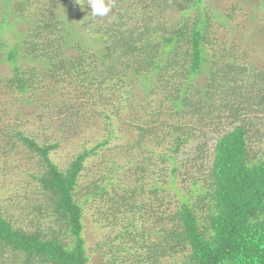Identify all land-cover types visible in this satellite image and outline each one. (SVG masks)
I'll return each mask as SVG.
<instances>
[{
    "label": "trees",
    "instance_id": "obj_1",
    "mask_svg": "<svg viewBox=\"0 0 264 264\" xmlns=\"http://www.w3.org/2000/svg\"><path fill=\"white\" fill-rule=\"evenodd\" d=\"M210 1H0V264H264V62Z\"/></svg>",
    "mask_w": 264,
    "mask_h": 264
},
{
    "label": "rangeland",
    "instance_id": "obj_2",
    "mask_svg": "<svg viewBox=\"0 0 264 264\" xmlns=\"http://www.w3.org/2000/svg\"><path fill=\"white\" fill-rule=\"evenodd\" d=\"M1 1V0H0ZM230 1L234 0H211L213 4H221L226 5L229 4ZM238 4L241 5L242 11H239V17L237 21L233 22L234 28L231 29L228 34L229 40L233 43L241 44L246 47L248 50V54L250 55V61L255 65L259 66V64H263L264 62V11L261 10V4L259 0H236ZM22 30L21 28H18ZM220 35H226L225 30H218ZM4 71L6 70V66L3 67ZM7 72V71H6ZM202 79L200 80L201 83ZM204 82V81H203ZM54 123L57 121L55 115H53ZM49 121V120H46ZM55 125H57L55 123ZM63 153L57 155L55 160L59 165H65L70 156L66 150L62 151ZM7 181V180H5ZM9 188L8 183L0 182V191L3 194L2 199H5L8 195L6 192ZM11 190V189H9ZM5 191V192H3ZM11 194L13 192L10 191ZM9 206V205H8ZM104 233H97V229H95L92 224H87L85 230V238L88 246V251L91 246H94L100 239L103 238ZM102 250H97L96 252L89 253L90 260L88 264H105L106 259L102 253Z\"/></svg>",
    "mask_w": 264,
    "mask_h": 264
},
{
    "label": "clouds",
    "instance_id": "obj_3",
    "mask_svg": "<svg viewBox=\"0 0 264 264\" xmlns=\"http://www.w3.org/2000/svg\"><path fill=\"white\" fill-rule=\"evenodd\" d=\"M75 3L80 6L82 3L86 5L90 15L95 17L107 16L113 8L111 0H75Z\"/></svg>",
    "mask_w": 264,
    "mask_h": 264
}]
</instances>
